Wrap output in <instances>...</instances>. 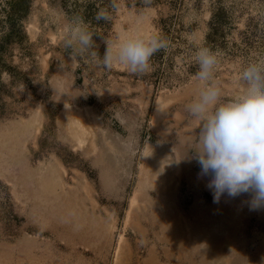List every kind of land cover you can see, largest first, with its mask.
<instances>
[{"label":"rangeland","instance_id":"374dc122","mask_svg":"<svg viewBox=\"0 0 264 264\" xmlns=\"http://www.w3.org/2000/svg\"><path fill=\"white\" fill-rule=\"evenodd\" d=\"M9 5L0 0V40ZM27 5L0 48V264H264V208L251 210L248 194L213 202L186 110L201 89L198 49L217 55L224 99L264 56V0ZM101 9L109 20L96 21ZM80 20L100 58L106 40L115 51L156 35L167 47L142 74L97 67L65 46Z\"/></svg>","mask_w":264,"mask_h":264},{"label":"clouds","instance_id":"9594fccd","mask_svg":"<svg viewBox=\"0 0 264 264\" xmlns=\"http://www.w3.org/2000/svg\"><path fill=\"white\" fill-rule=\"evenodd\" d=\"M95 19L107 21L110 16L101 9ZM93 35L80 20L70 28L65 46L89 53L97 67L110 69L117 61L134 74L148 71L151 57L167 47V41L156 35L125 38L115 51L106 40V52L100 58L96 51H89L94 48ZM196 61L199 71L195 79L201 82V89L186 110L198 122L194 151L200 166L198 176L207 178L214 203L225 195L234 199L248 194L251 210L264 208V56L240 69L236 91L228 99L222 98L221 88L213 82L217 55L201 47Z\"/></svg>","mask_w":264,"mask_h":264},{"label":"trees","instance_id":"16d2710c","mask_svg":"<svg viewBox=\"0 0 264 264\" xmlns=\"http://www.w3.org/2000/svg\"><path fill=\"white\" fill-rule=\"evenodd\" d=\"M9 6L6 8L4 21L6 24V31L2 34L0 40V48L5 44L4 41L9 40L11 35L18 34L20 31L19 17L27 11V0H8ZM94 3V1H91ZM1 56V55H0Z\"/></svg>","mask_w":264,"mask_h":264},{"label":"bare ground","instance_id":"6f19581e","mask_svg":"<svg viewBox=\"0 0 264 264\" xmlns=\"http://www.w3.org/2000/svg\"><path fill=\"white\" fill-rule=\"evenodd\" d=\"M163 102H161V101H159L158 102V104H157V108H155L156 110H155V113H154V121H157L160 117H161V115H162V112H161V110H162V108H163ZM159 108V109H158ZM156 123V122H155ZM146 151V150H145ZM146 154V153H145ZM145 156V155H144ZM161 166V165H160ZM156 167V166H155ZM149 170H150V168H149V164H148V162H147V160L145 159L144 160V162L143 163H141V165H140V174L143 176V175H147L148 174V172H149ZM156 176V175H155ZM147 177H148V175H147ZM152 177V176H151ZM135 201H136V198H135V196H133L132 198H131V200H130V203H131V206H132V204L134 205V203H135Z\"/></svg>","mask_w":264,"mask_h":264}]
</instances>
